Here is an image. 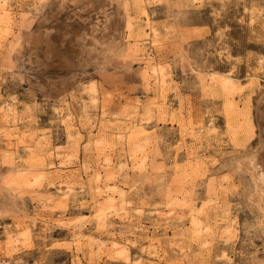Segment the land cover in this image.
Masks as SVG:
<instances>
[{
	"label": "rangeland",
	"instance_id": "obj_1",
	"mask_svg": "<svg viewBox=\"0 0 264 264\" xmlns=\"http://www.w3.org/2000/svg\"><path fill=\"white\" fill-rule=\"evenodd\" d=\"M13 1L12 26L0 37V105L15 97L22 120L3 128H16L10 143L24 169L20 167L19 183L2 189L10 202L6 209L0 206V264H90L86 239L72 238L77 223L84 225V232L121 238L127 248L125 253L109 249L95 264H177L181 257L183 264H264V216L252 199L250 174L240 166L252 155L264 166V0ZM27 10L32 17L30 37L9 63L5 54L10 34ZM136 28L155 39L150 57L169 79L151 109L153 88L139 76L144 62L123 53ZM84 52L104 55L106 78L95 60L83 61ZM124 60V71L113 68ZM208 73L230 76L235 89L204 90L198 74ZM93 83L105 92L96 102L89 95ZM125 98L139 105L146 129L138 139L148 155L146 176H117L130 217L119 220L109 213L105 227L97 230L88 176L76 181L72 194H64L59 180L48 184L36 171L25 169L39 156H31L24 145L30 140L40 147L49 144L80 170L93 166L92 140L99 123H113ZM228 100L235 105L233 111ZM65 114L72 117L70 130L63 123ZM105 135L104 153L116 164L125 161L130 146L116 135ZM4 148L0 141V152ZM189 152L194 157L188 162ZM174 171L176 179L171 181ZM73 178L69 180L78 176ZM182 196L219 230L225 222L231 224L225 240L214 237L201 249L203 260L193 259L188 251L179 257L175 249L169 260L157 242L150 253L145 235L135 229L140 223L163 241L188 226L186 216L182 223L176 213L165 221L157 212ZM44 197L54 198V205L45 206L40 202ZM178 209L183 214L188 210L179 200ZM26 227L31 233L24 242L11 245L8 236ZM176 237L184 246L183 238ZM197 238L191 240V249L199 245Z\"/></svg>",
	"mask_w": 264,
	"mask_h": 264
},
{
	"label": "bare ground",
	"instance_id": "obj_2",
	"mask_svg": "<svg viewBox=\"0 0 264 264\" xmlns=\"http://www.w3.org/2000/svg\"><path fill=\"white\" fill-rule=\"evenodd\" d=\"M79 3L87 4L89 0H76ZM13 0H0V37L2 34L6 33V28L12 26L11 24V13L14 8ZM19 23L16 25V30L10 34L11 39L9 41V45L6 51L5 56L8 61L12 60L13 57L18 54L22 48V44L26 37H30L29 30L32 24V17L30 11H25L20 15ZM149 34V33H148ZM147 33L145 31L136 28V31L133 35L128 36L127 45L124 46V54L125 57H129L132 55L138 56L141 60H143L144 66L139 71V76L144 83H150L153 88V98L154 100L150 102V107L155 106L158 99L163 97L164 86L169 81L166 72L163 67L159 64H156L152 61L151 49L152 45L155 42V39H149ZM156 33L152 30V36L155 37ZM34 40V39H33ZM149 41L151 44L146 45V42ZM83 61L95 60L96 67H98L100 71V76L106 78V74L103 71L105 66L102 63H105L104 55L100 54L99 56L94 54H87L84 52ZM128 61L124 60V62L120 65H113V68H118L124 71L125 65H127ZM120 77V75H118ZM198 78L202 83V87L204 90H211L215 87H220L222 90L226 92H231L235 89L236 85L233 82L232 78L228 75H214L213 73H208L207 75L198 74ZM120 79H122L120 77ZM123 80V79H122ZM150 80V81H149ZM110 82V81H108ZM101 87H98L95 83L90 86V99L92 102H96L101 96L104 97V91L100 90ZM157 99V100H155ZM11 103L9 101L6 102L5 105H0V123L2 126L0 127V141L5 146L4 149L0 152V206L2 209L8 208L9 199L7 196L2 194V189H8L13 186L15 182L21 181L23 178V173L21 172L24 167L21 166L20 162H18V157L15 155L16 151L11 148V137H13L15 129L12 132L3 128V126L14 127L19 121L22 120V117L18 115L17 105L15 101V97L10 98ZM228 108L231 111L235 108V105L228 100L226 102ZM140 107L136 104L135 101H131L130 99L125 98L120 106V111L112 118L113 123L108 124L104 122H100L97 132L93 137V166L85 165L83 170L75 167L71 161L67 159L66 156H62L61 153L57 152L53 147H50L47 144L44 147H40L38 142L33 140L27 141L24 145L25 149L32 156L34 153L38 154L37 163H29L26 164L25 168L27 170L36 171L38 179H47L48 184L54 183L55 180H59V183L66 188V192L64 194H72L74 192V184L77 180L82 178V175L88 176V182H91L89 188L92 190V198L94 199V206L92 209V215L95 219L96 229L100 230L105 227L108 214L113 212L112 215L117 217L119 220L129 219V215H126L125 211V193L124 190L120 189L119 182L117 176L122 172L126 175H138V177L142 178L146 176L144 174L147 170V159L148 155L146 153V149H144V145L140 142L139 136H144L146 133V129L142 126L143 119L139 117ZM104 113V111H102ZM108 121V120H107ZM63 123L65 124L67 129H71L73 127L72 117L70 114H65ZM95 124V123H94ZM105 132L110 133V135H116L120 137L127 147L130 146V151L125 155V161L122 163L116 164L113 158L109 154H105L103 150V144L107 141ZM76 134H79L77 131ZM69 137H73V135L68 134ZM147 139L144 138V142ZM1 150V149H0ZM193 154L189 152L186 156L187 161H191L193 158ZM53 158L57 159V163L53 162ZM240 166L242 170L247 171L250 174L252 183H253V201L260 207L264 216V166L260 164L257 160L256 156L252 155L247 157L246 159L240 162ZM197 164L195 168H197ZM153 167H151L152 174ZM23 171V170H22ZM25 171V170H24ZM186 171L185 168L180 170V173H184ZM21 172V173H20ZM84 174H83V173ZM176 171L172 173L171 181L176 179L175 176ZM90 174V175H88ZM75 181L71 182L73 177H77ZM162 175H158V179H162ZM74 179V178H73ZM19 183V182H18ZM25 184V182H23ZM42 184V183H41ZM39 184V186H41ZM43 185V184H42ZM98 198H102L99 200ZM178 200L180 205L185 206L188 210L185 214L180 213L178 209ZM47 203L45 206H49L50 204L54 205V198L44 197L40 199V202ZM191 200H185L184 197H175L174 200H170L165 203L164 208L161 210H157L158 214H162V218L165 221H170L173 217L174 213L179 214L176 216V219L182 223V218L184 216L187 217L188 226L182 227V229H178L172 233L170 238L165 240H159V238H155L148 234L147 228L140 223H138L135 227L136 230H140L145 235L147 239L148 251L154 250V243L157 242L158 245H163V253L164 255L169 256V260L172 259V252L177 250V255L179 257L183 256L184 251H188L193 259L203 260L205 257L204 247L208 246L214 237H222L223 240L227 238V234L230 233L229 222H225V225L221 230L216 228L212 224L206 220L202 211H195L194 207L190 204ZM41 205V204H40ZM44 206V205H43ZM44 206V207H45ZM42 207V206H41ZM8 210V209H7ZM123 211V213H121ZM19 212L23 213L25 216H29L23 210ZM125 213V214H124ZM121 224H124V221H120ZM83 224L77 223L74 225L72 232V238L79 242L82 239H86V244L88 247V258L87 261L90 264L96 263V258L99 257L103 252H107L109 249H115L116 251H120L121 253H125L127 248L124 244L120 243L122 241L121 238H117L113 235L101 237L100 234H95L90 230L84 232ZM178 226V225H176ZM31 233V231L26 227L20 233L9 235L8 237L12 241L11 245L22 244L24 239ZM179 234L181 238H183L184 246H179L176 235ZM194 236L198 238L197 248L191 249L190 242ZM225 237V238H224ZM126 240V239H125ZM163 243V244H162ZM175 245V248L173 247ZM181 251V254L179 253ZM182 258V257H181ZM178 258L177 264H183V259ZM1 264H5L4 260L1 261ZM77 264H82V261L77 260Z\"/></svg>",
	"mask_w": 264,
	"mask_h": 264
}]
</instances>
